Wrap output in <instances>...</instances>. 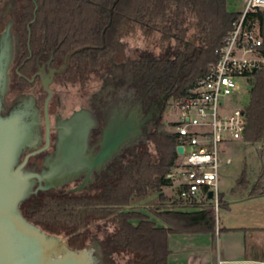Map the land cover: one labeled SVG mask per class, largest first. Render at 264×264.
<instances>
[{
  "label": "trees",
  "instance_id": "1",
  "mask_svg": "<svg viewBox=\"0 0 264 264\" xmlns=\"http://www.w3.org/2000/svg\"><path fill=\"white\" fill-rule=\"evenodd\" d=\"M36 2L39 15L60 21L71 32L67 38L73 48L101 46L102 31L112 20L105 31L104 48L88 49L76 56L91 64L90 71L108 67L121 56L125 38L139 32L148 47L139 51L138 61L150 70L151 82L162 77L161 82L172 83L179 77L174 99L182 98L219 60L225 38L241 15L229 10L227 0ZM26 6L28 11H34L31 0ZM254 18L258 24L252 21ZM248 19L258 27L264 44V10L250 14ZM151 45L159 52L150 49ZM245 113L244 138L253 145L263 143L264 70L254 77ZM177 158L176 137L161 121L146 144L129 150L91 189L69 194L40 192L23 204V212L46 232L67 239L72 248L82 249L96 236L117 258L127 257L128 264H168L170 235H215L217 231L216 213L210 204H203L196 211L182 209L196 207V203L149 206V211L166 227H159L139 210L145 207L130 208L135 206L136 198L156 193L161 199L164 197L162 190L170 184L166 177ZM246 184L243 179L241 186ZM263 195L264 183L260 181L252 186L250 196Z\"/></svg>",
  "mask_w": 264,
  "mask_h": 264
},
{
  "label": "flooded vegetation",
  "instance_id": "2",
  "mask_svg": "<svg viewBox=\"0 0 264 264\" xmlns=\"http://www.w3.org/2000/svg\"><path fill=\"white\" fill-rule=\"evenodd\" d=\"M25 1L0 0V73H3L0 99L2 115H17L28 136L21 157L24 161L29 156L26 168L40 173L45 160L57 156L62 134L71 131L66 123L77 113L87 111L91 117L93 128L89 145L94 147L95 152L100 148L112 106L122 105L123 102L131 108L139 105L144 118L148 119L143 128L144 133L150 128L145 140L115 157L105 171L95 174V180L89 187L72 191L86 177V174H74L71 183L44 191L64 194L84 192L91 189L129 150L148 142L150 133L157 123L163 121L165 110L174 99L179 77L172 83L161 82L162 77L151 82L150 70L138 61L139 52L124 60L118 56L108 67L90 71L91 64L76 56L88 49H103L105 41L102 35L106 27L101 34V46L73 48L67 38L71 32L66 31L60 21H49L39 15L36 0H31L34 11H28L26 5H29V0ZM99 16L103 18V15ZM81 48L84 49L77 51ZM6 74L8 88L3 92ZM82 130L80 127L74 129L77 132ZM74 144L68 142V146ZM92 239L101 243L99 255L103 257V264H113V255H116L104 246L101 238L91 237L86 247L94 245Z\"/></svg>",
  "mask_w": 264,
  "mask_h": 264
},
{
  "label": "water",
  "instance_id": "3",
  "mask_svg": "<svg viewBox=\"0 0 264 264\" xmlns=\"http://www.w3.org/2000/svg\"><path fill=\"white\" fill-rule=\"evenodd\" d=\"M110 13L113 14V9ZM111 23L112 20L106 29ZM2 77L3 73H0V80ZM7 83L6 74L3 92L8 88ZM111 108L97 152L89 145L93 128L91 117L87 111H82L66 123L71 131L62 134L57 156L47 158L38 173L33 168H26L29 156L21 161L28 136L17 115H2L0 99V264H103V257L99 255L102 246L98 239H92V246L72 248L67 239L46 232L28 219L22 207L40 191L71 183L74 174H86L82 183L72 189L74 192L82 191L94 182L96 173L101 174L108 168L115 157L145 140L150 128L144 133L148 119L144 118L139 105L131 108L123 102ZM77 127L83 130L74 131ZM68 142L75 144L68 146ZM177 152L182 154L184 148L178 147ZM134 207L138 206H130Z\"/></svg>",
  "mask_w": 264,
  "mask_h": 264
},
{
  "label": "built area",
  "instance_id": "4",
  "mask_svg": "<svg viewBox=\"0 0 264 264\" xmlns=\"http://www.w3.org/2000/svg\"><path fill=\"white\" fill-rule=\"evenodd\" d=\"M243 11L225 38L220 58L171 107L176 151L183 147L167 179L177 182L187 203L210 204L218 216L221 207V166L226 137L244 138L245 107L242 87L264 70V44L248 17L264 10V0H244ZM230 159L227 160V164ZM226 163V162H225ZM210 193L212 194L209 197Z\"/></svg>",
  "mask_w": 264,
  "mask_h": 264
},
{
  "label": "crops",
  "instance_id": "5",
  "mask_svg": "<svg viewBox=\"0 0 264 264\" xmlns=\"http://www.w3.org/2000/svg\"><path fill=\"white\" fill-rule=\"evenodd\" d=\"M231 163L230 159L227 165ZM235 188L231 186L227 192L221 191L223 215L221 218L216 217L215 235L201 233L169 236L168 264H213L214 261L218 264H264V195L252 197L237 194ZM183 202V206H186L187 202ZM196 204V207L182 209L201 210L203 203ZM148 207L145 206V209L149 210ZM155 219L153 221L159 227H166L163 221L157 217Z\"/></svg>",
  "mask_w": 264,
  "mask_h": 264
},
{
  "label": "rangeland",
  "instance_id": "6",
  "mask_svg": "<svg viewBox=\"0 0 264 264\" xmlns=\"http://www.w3.org/2000/svg\"><path fill=\"white\" fill-rule=\"evenodd\" d=\"M243 1L244 0H227L228 8L232 12H242L243 11ZM255 21L256 24L257 21ZM147 43L142 37V35L137 32L124 40V48L121 52V60H124L128 57H134L137 52L146 49ZM150 49H156L159 52V49L154 45L150 46ZM252 80L248 81L247 84H244L242 87V96L240 103L242 106L246 107L250 101V91L252 89ZM172 101L168 104L162 124L168 132L173 131L172 122L176 119L174 116L173 109L171 107ZM223 157L221 166V191L227 192L231 186H235V193L243 195H251V188L257 182L263 181L264 183V142L258 144H251L245 138L240 140H231L229 137H226V143L223 146ZM231 159L232 163L227 165V160ZM226 162V163H225ZM245 171V172H244ZM244 172V174H243ZM245 180L247 183L246 187L241 186V181ZM238 185V186H237ZM164 197L161 199L159 194L156 193L152 196L136 198L134 201L135 206H153L156 204H163V202L170 203H181L183 200L180 198V188L177 182L165 186L162 190ZM228 198H230V195ZM199 203L203 202L202 200H197ZM142 213L146 214L151 220H156L154 215L145 208L139 209ZM223 215V208L221 207L218 218H221ZM162 222V221H161ZM162 224V223H161ZM113 255L112 262L113 264H128V258H117L115 260ZM114 259V260H113ZM213 264H218L214 261Z\"/></svg>",
  "mask_w": 264,
  "mask_h": 264
}]
</instances>
